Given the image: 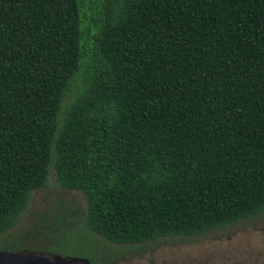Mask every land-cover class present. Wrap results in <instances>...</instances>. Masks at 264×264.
<instances>
[{"label":"trees","instance_id":"obj_1","mask_svg":"<svg viewBox=\"0 0 264 264\" xmlns=\"http://www.w3.org/2000/svg\"><path fill=\"white\" fill-rule=\"evenodd\" d=\"M49 166L83 222L0 250L70 254L56 218L132 244L263 212L264 0H0V236Z\"/></svg>","mask_w":264,"mask_h":264},{"label":"rangeland","instance_id":"obj_2","mask_svg":"<svg viewBox=\"0 0 264 264\" xmlns=\"http://www.w3.org/2000/svg\"><path fill=\"white\" fill-rule=\"evenodd\" d=\"M48 170L46 184L30 192L16 223L0 238L16 235L22 245L34 246L46 240L55 212L60 218L74 215L83 222L85 205L80 193L60 188L52 166ZM62 224L58 218L53 223L56 246L67 249L70 256L86 253L94 264H264V211L201 234L160 236L132 244L96 236L98 241L90 244L77 229L67 235Z\"/></svg>","mask_w":264,"mask_h":264},{"label":"water","instance_id":"obj_3","mask_svg":"<svg viewBox=\"0 0 264 264\" xmlns=\"http://www.w3.org/2000/svg\"><path fill=\"white\" fill-rule=\"evenodd\" d=\"M0 264H90L87 258L22 249L0 250Z\"/></svg>","mask_w":264,"mask_h":264},{"label":"flooded vegetation","instance_id":"obj_4","mask_svg":"<svg viewBox=\"0 0 264 264\" xmlns=\"http://www.w3.org/2000/svg\"><path fill=\"white\" fill-rule=\"evenodd\" d=\"M89 261V260H88ZM91 264V263H90Z\"/></svg>","mask_w":264,"mask_h":264}]
</instances>
